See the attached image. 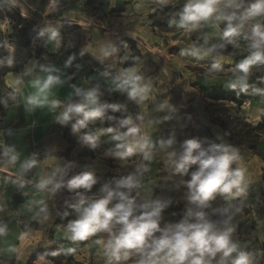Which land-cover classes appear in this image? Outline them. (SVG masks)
I'll return each mask as SVG.
<instances>
[{
  "label": "clouds",
  "instance_id": "obj_1",
  "mask_svg": "<svg viewBox=\"0 0 264 264\" xmlns=\"http://www.w3.org/2000/svg\"><path fill=\"white\" fill-rule=\"evenodd\" d=\"M158 3L167 6L170 0H158ZM49 6L50 14L56 13L59 10L58 0H49ZM21 12L24 16L28 15L23 10ZM168 24L187 33L196 32L205 25L219 30V40L223 42L210 44L205 36L201 43L198 37L179 53L199 60L211 58L206 75L222 73L225 63L236 55L235 50L240 47L239 39L249 41L247 55L231 68V79L227 87L229 90L239 89V92H247L251 88L253 93L264 96V86H252L249 83L255 76L259 83L264 84V0H185L182 7L171 14ZM11 32L8 20L0 24V33L5 34V38L0 41V50L8 53L6 57H0V68H13L16 63V45L7 38ZM45 32H51L46 43H52L59 49L60 35L50 22L46 21V27L37 34L38 37H43ZM228 45L234 50L231 53L228 52ZM90 47L85 51H89ZM117 51L112 43H107L92 51V54L105 59ZM75 58L73 54L69 55L64 67H70ZM41 71L47 75L34 81L36 91L25 98V104L32 107L49 105L52 109H61L56 120L62 125H70V132L79 144L96 150L102 142H111L113 146L103 155L120 161V166L133 164L135 167L134 172L118 179L112 178L110 184H114V187L105 184L101 189L103 195L99 197L80 191L83 189L91 193L98 183V177L94 171L69 175L76 166L74 161H67L62 167L57 164L36 183L38 190L52 197L66 186L78 198L74 203L65 201L64 210L58 212L61 218L72 214L68 209L76 213V218L69 220L64 227L66 239L72 242L87 241L97 234H107L106 238L94 241L102 246L106 264H128L129 261L132 264H258L256 255L244 250L233 239V228L226 231L219 228L221 224H230L242 212L243 203L223 208L219 220L209 218L203 211L211 207L217 197L231 201L245 192L246 170L232 167L237 157L228 154L229 146L212 144L205 148L197 138H188L179 143L177 148L175 132L154 144L151 136L137 123L143 121L144 117L139 114L135 117L131 114L114 115L121 109L126 111L127 105L99 103L104 95L99 87L77 91L76 99L49 101L51 89L63 83L60 76L54 74L60 69L41 66ZM68 79H73V74ZM23 83V78L18 76L10 87L18 91V86ZM112 83L115 88L111 91L124 94L127 101L137 105L148 99L151 89V84L145 83L144 75L136 66L126 67L113 78ZM154 110L169 113L158 118L157 124L169 122L179 113V109L167 99L157 104ZM98 119L101 123L111 122V126L95 127ZM188 119L191 117L188 116ZM9 151L14 153L11 162L19 161L14 146L11 149L5 148L4 155ZM158 151H163L166 156V168L170 174L166 180L175 176L189 177L182 181L186 192L181 197L189 206L184 208L179 222L163 223V226L165 210L173 201L163 200L159 194L153 199L142 200L139 193L134 191L142 187V177L149 171L150 163ZM134 157H139L140 162L135 163L132 159ZM39 163L38 154L33 153L20 162L17 174L23 175ZM49 185L52 187L48 188ZM39 203L44 206L39 208L36 217L43 213V219L48 220L47 204L44 201ZM7 234L6 227H0V237ZM27 235L22 233L20 239L23 240ZM9 250L16 251V248ZM75 251V248L67 249L69 254ZM61 252L58 249L52 256H58Z\"/></svg>",
  "mask_w": 264,
  "mask_h": 264
},
{
  "label": "rangeland",
  "instance_id": "obj_2",
  "mask_svg": "<svg viewBox=\"0 0 264 264\" xmlns=\"http://www.w3.org/2000/svg\"><path fill=\"white\" fill-rule=\"evenodd\" d=\"M7 1L0 0V24L5 20L10 22L12 32L7 34V38L16 45V63L13 68H0V122L6 120L8 111L14 110L16 104L22 99L20 93L14 91L10 85L18 76H21L23 81L27 82L26 97L34 94L36 91L34 81L38 77L47 75V73L41 71V66H54L60 69L58 73L54 74L59 75L63 81V83L55 85L51 89L49 101L57 99L64 101L73 98L75 95L74 88L71 80L68 79V76L73 74L76 84L79 85L82 91L91 87L100 88L104 95L99 103L127 105L126 111L121 109L120 112L114 113V115L131 114L133 117L137 114L142 115L144 120L137 121V123H140L151 136L154 144H158L161 139H167L170 133L175 132L178 140L176 147L179 148V143H182V133L185 129H188L187 139L197 138L202 147L207 148L211 145L209 132L202 126L196 125L197 122H200L206 124L210 128V132L219 141L226 146H230L231 143L223 135L222 128L219 125L220 122L229 121V116L233 115L256 125L258 123L256 117L264 115V96L253 93L251 88V96L244 99L242 103L227 100V96H225L227 92L232 91L227 87L231 79V68L247 55L246 50L249 41L239 39L240 47L235 50L236 55L231 56L229 61L225 63L222 73L206 75V69L211 63V58L199 60L191 56H181L179 53L198 37L201 43H203L205 36L210 44L223 42L219 40V30L211 26L213 30L208 33L205 31L207 27L205 25L196 32L187 33L175 26H169L168 20L173 11L168 12L166 8L171 7L161 5L162 7L159 9L162 10L157 12L159 10L157 9L153 18L147 19L145 17L146 19L144 18L142 23L137 19L131 22L127 21L128 24L146 25V29H153L156 26L154 31L158 33L153 34L155 37L152 35V38L149 39L144 33L141 38L138 37L137 40H133L135 42L133 45L130 43L121 45L120 42L125 39L123 37H135L137 35L136 31L120 32L108 29L102 31L101 27H89L85 24L87 21L83 20L80 22L82 24L73 25L71 24L73 21L64 19V17L68 16V13L79 12L80 15L74 13L72 17L84 18L83 14H87L85 13L87 11L92 18L98 21V24L103 26V23L114 16V13L123 10L125 0H69L80 6L73 9L70 3L60 7L56 13L50 14V6L48 5L43 15H40L37 11L30 13L26 8H23V11L28 13L27 16L22 15L18 8L10 5ZM120 1H123V4ZM43 4L44 1H42L40 8H43ZM114 4L117 5L115 9L112 6ZM126 10L128 13L136 12V8L129 5L126 6ZM46 21L50 22L60 35L61 47L59 49H56L52 43H46L51 35H44L26 41L32 36L33 30L41 31L44 29ZM166 31H168V34L165 35L163 32ZM102 35L113 42L118 40L114 44L118 51L112 57L105 59H100L98 55L92 54V51L100 47L98 43ZM4 38L5 34L0 33V41ZM88 46H91L89 51H85ZM227 47L229 53L234 51L231 45ZM71 54L76 58L70 67L65 68L64 62ZM7 55L6 50H0V57H6ZM91 56L96 60H93ZM129 57H132V59L126 64ZM131 66H136L144 75L145 83L151 84L148 99L139 105L127 101L124 94L111 91L115 88L112 83L113 78L120 75L126 67ZM249 83L252 86H264V84L258 82L255 76L250 79ZM76 98L78 97L75 96L74 99ZM166 99L170 100V103L179 109V113L173 120L157 124L158 118L169 114L154 110L157 104ZM4 102H6V106ZM27 109H36L38 118L42 121L51 120L55 117V112L59 110V108L53 110L49 105L43 107L26 105L22 107L23 111ZM188 116L191 119H188ZM246 119H250V121ZM14 122L13 119H8L4 126L12 125ZM108 123L111 125V122L108 121ZM59 126L64 127L65 135L72 138L70 125L60 124ZM96 127L106 126L99 125ZM233 133L236 136L244 134L248 137L258 135L257 131L248 133L245 128L240 126ZM76 141V139L73 141L74 144ZM84 146L80 145V151ZM112 146L111 142H102L96 150L89 148L92 157H82L84 159L80 160L81 167H86L90 163L91 166L87 167L88 171L100 173L97 176L98 183L94 185L91 193H87L83 189L80 190L84 194H95L96 196L102 193L101 189L105 184L114 187V184H110L112 178L118 179L122 175L135 171L133 164L120 166V161H115L103 155ZM258 149L260 155L245 151L242 154L243 157L236 164V167H242L246 170L247 186L245 192L231 201H225L222 197H217L211 203V207L203 209L209 218L219 220L222 218L223 208L228 207L230 204L238 206L243 203L242 212L237 214L230 224H221L219 228L222 231L233 228V239L240 243L246 251L248 248L253 249V247H256L258 242H264V135L260 140ZM180 150L182 151V149ZM6 156L4 151L0 150V158L3 162H7ZM79 156L77 159L80 158ZM132 159L135 163L140 162L139 157ZM144 163L148 162L145 161ZM80 171L78 170V173ZM169 175L166 168V156L163 151H158V155L150 163L149 171L144 173L142 177V187L134 190L139 193L142 200L153 199L155 195L159 194L161 199H171L173 201L171 206L165 210L162 226L163 223L179 222L184 208L189 206L186 201L181 200L186 192V187L182 184V181L189 177L175 176L166 180L165 178ZM6 184L5 177L0 175V188L6 186ZM51 187V185L48 186V188ZM76 199L78 198L75 197L74 193L71 194L68 189H65V192L58 190L54 197L46 193L43 195V199L35 201V203H25L24 200L13 203V216L5 219L0 224V227H6L8 232L6 236L0 237V264H106L102 246L95 244L94 241L98 238H106L107 234H97V236L89 238L84 245L81 244V241L72 242L64 237V227L69 220L76 218V213L68 209L72 214L67 218H62L63 223L58 224V219L61 217L58 212L64 210L65 201L74 203ZM40 201H44L48 206V220L43 219V213L36 217L39 208L44 206L39 203ZM174 213L175 215H173ZM190 222H194V220ZM22 233L28 234L23 240L20 239ZM57 246L61 247L63 252L66 253V259H60L56 263L45 257L35 259V254L40 255L43 251ZM11 248H16V251L9 250ZM69 248H75L76 251L69 254L67 252ZM252 253L255 254V252ZM41 258L43 259L41 260ZM217 259H219V256ZM128 264H132V261H129Z\"/></svg>",
  "mask_w": 264,
  "mask_h": 264
},
{
  "label": "crops",
  "instance_id": "obj_3",
  "mask_svg": "<svg viewBox=\"0 0 264 264\" xmlns=\"http://www.w3.org/2000/svg\"><path fill=\"white\" fill-rule=\"evenodd\" d=\"M42 1H44V6L43 8H40ZM7 2L18 8L20 12L23 8H26L30 13L37 11L40 15L44 14L47 6L49 5V0H8ZM120 2L123 4V1ZM125 2L123 10L114 13V16L108 18L103 23V26L98 24V21L92 18L90 13L87 11H85L87 14H83L84 18L82 16V18L72 17L74 13H77L78 15L81 14L79 12H74L68 13V16L64 17V19L73 21L71 22L73 25L82 24L80 23L82 20L87 21L86 23L84 22L86 25L89 27L93 26L95 28L101 27L102 31L105 29L120 32L136 31L137 35L135 37H123L125 39L129 38L137 40V38H141L144 33H146L149 39L152 38L153 34L158 33L157 31H154V29L156 30V26L153 29H146V25L127 23V21L131 22L135 19L142 23L145 17L147 19L153 18L156 10L162 7L158 3V0H141V2L140 0H125ZM184 2L185 0H170V3L166 7H171L174 9L173 12H175L183 5ZM58 4H60V6H58L59 8L67 4H70L71 7L73 6V9L80 6L79 4L70 2L69 0H58ZM128 5L132 7L134 6L136 8V12L128 13L126 10V6ZM84 6L85 4L83 7ZM112 6L114 9L117 8V5L115 4ZM209 26L205 29L208 33L213 30L211 29V26ZM163 33L166 35L168 34V31ZM153 36L155 37V35ZM117 42L118 40L113 42L112 40L104 38V35H102L98 44L100 46L107 43H112L114 45ZM91 58L96 60L92 56ZM26 87L27 82H24V84L19 87L18 92L20 93V97L22 96V99L16 104L14 110L11 109L8 111V116L6 117V120L13 119L15 121L14 124L4 126L6 124V120L4 122H0V150L5 151V148L11 149L14 146L15 153L19 154V161L16 163H12L10 160L11 156L14 154L12 151L8 152L11 154L10 157L6 156L7 162H3L0 158V175L5 177V181L7 183L6 186L0 188V208H3V210L0 211V224L3 223L5 219L13 216V203L21 200H24L25 203H35V201L43 199V195L46 193L38 190L36 188V183L42 177L47 175L57 164L62 167L67 161H74L76 166L72 169V171H70L69 175L78 173V170H81L80 172L88 171L87 167L91 166L90 163L86 167L80 166V160L84 159L80 156V158L77 159L79 153L81 152V149H79L81 144L77 141L74 144L73 141L75 139L77 140V138L73 135L71 138L72 140H69L63 130L64 127L59 126L60 123L56 120V117L59 115L60 109L55 112L54 118L43 121L39 120L36 109H27L26 111L22 110V107L26 106ZM74 97L75 95L72 99H74ZM33 153L38 154V159L40 160L38 166L25 172L23 175H18L17 173L19 171L20 162L29 158ZM29 181H31V183H29ZM22 184L24 185L23 187H21ZM65 189H67L66 186L59 190H61V192H65ZM101 195H103V193L97 194L96 197Z\"/></svg>",
  "mask_w": 264,
  "mask_h": 264
},
{
  "label": "trees",
  "instance_id": "obj_4",
  "mask_svg": "<svg viewBox=\"0 0 264 264\" xmlns=\"http://www.w3.org/2000/svg\"><path fill=\"white\" fill-rule=\"evenodd\" d=\"M167 11L171 12L174 11V9L172 8H166ZM162 9H159L157 12H159ZM155 15V14H154ZM153 15V16H154ZM40 31H35L33 30L32 32V36L28 39H26V41L32 39V38H38V33ZM44 35H51V32H45ZM134 44L135 42L132 39L126 38L123 41L120 42L121 45L124 44ZM132 59V57H129L126 61V64H128L130 62V60ZM128 66V65H127ZM71 83L73 85L74 88V92L76 93L77 91L83 92L80 88L79 85L76 84V81L73 79H71ZM227 96V100L230 99L234 102H238V103H242V101L248 97L251 96V91L250 89L247 92H239V89L236 90H232L230 92H227L226 95ZM242 105V104H241ZM230 120L227 122H220L219 125L222 128V132L224 137L231 143V145L229 146V155H234L237 157V161L239 159H241L243 157V152L248 151V152H254L258 155L259 154V149L258 146L260 144V140L262 139L263 135H264V115L261 116V120L258 121V123L256 125H253L252 123H248L246 121H243L242 119L238 118L237 116H233L230 115ZM237 117V118H236ZM99 125H104L106 127L111 126L108 121H104L103 123L100 122V120L98 119L96 121L95 127L99 126ZM197 126H202L204 129H206L209 132V136H210V142L211 145L212 144H220V145H224L221 141H219L211 132H210V128L204 124V123H200L197 122L196 123ZM243 127L247 130L248 133H252L254 131L258 132L257 136H249L248 135H244V134H240V135H234V131L238 128V127ZM188 129H185L183 131V138L182 141L184 139H187L188 136ZM69 140H72L69 135L66 136ZM226 146V145H225ZM80 157H92L93 155H91L89 153V147L88 146H84V148L82 149V151L80 152ZM263 158V157H262ZM237 161H235L232 165L233 168L236 167ZM96 175L98 176V174L96 173ZM67 188V187H66ZM73 194V193H71ZM63 211V210H62ZM63 223V219L60 217L58 219V224H62ZM249 231V230H247ZM87 241H81V244L84 245L86 244ZM58 249H61V247L57 246L53 249H49L47 251H43L42 254L40 255H34L35 259H39L40 257H45L53 262H58V260L60 259H66L67 255L66 253L61 252L60 255L58 256H52V253L54 251H57ZM247 251L250 252H255L258 263L260 264H264V242L260 243L258 242V245L256 247H253V249L248 248Z\"/></svg>",
  "mask_w": 264,
  "mask_h": 264
},
{
  "label": "bare ground",
  "instance_id": "obj_5",
  "mask_svg": "<svg viewBox=\"0 0 264 264\" xmlns=\"http://www.w3.org/2000/svg\"><path fill=\"white\" fill-rule=\"evenodd\" d=\"M0 20H1V19H0ZM2 23H4V22H2ZM2 23H1V24H2ZM246 120L250 121V119H246ZM260 120H261V116H257V117H256V121H260ZM10 173H11V172H10Z\"/></svg>",
  "mask_w": 264,
  "mask_h": 264
},
{
  "label": "water",
  "instance_id": "obj_6",
  "mask_svg": "<svg viewBox=\"0 0 264 264\" xmlns=\"http://www.w3.org/2000/svg\"><path fill=\"white\" fill-rule=\"evenodd\" d=\"M8 157H10L11 156V154L10 153H8V155H7Z\"/></svg>",
  "mask_w": 264,
  "mask_h": 264
}]
</instances>
